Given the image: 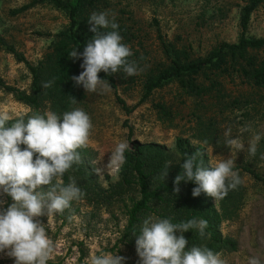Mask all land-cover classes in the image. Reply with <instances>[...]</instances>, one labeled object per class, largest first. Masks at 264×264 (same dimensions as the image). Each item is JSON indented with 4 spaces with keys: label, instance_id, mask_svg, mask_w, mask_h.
Segmentation results:
<instances>
[{
    "label": "rangeland",
    "instance_id": "obj_1",
    "mask_svg": "<svg viewBox=\"0 0 264 264\" xmlns=\"http://www.w3.org/2000/svg\"><path fill=\"white\" fill-rule=\"evenodd\" d=\"M31 1L0 0V82L22 92L30 91L32 77L26 65L6 48L13 46L28 64L36 67L51 53L54 36L66 31L70 24L64 11L49 4L12 14ZM245 3L246 0H105L98 11L114 14L118 24L127 30L129 34L123 43L130 46L136 64L143 69L138 75L119 78L117 95L128 107L140 102L147 74H157L158 67L168 63L163 42L177 52L186 51L193 59L206 57L220 43H237L241 33L240 10ZM246 36L264 39V2L251 13ZM256 57L264 61V51ZM210 78L216 79L220 88L209 96L187 95L174 81L154 90L128 115L117 104L113 90L106 94L84 91L86 98L75 107L83 108L93 122L86 149L96 154L89 166L98 184L106 188L117 181L121 167L117 172L107 165L110 152L120 141H126L129 147L132 142L144 147L156 145L171 161H179L175 145L180 140L191 150L204 147L208 166L230 155L224 143L226 128H231L234 136L240 135L245 143L256 133L264 137V88L252 89L236 74ZM198 83L208 84L203 77ZM0 113L26 118L31 110L0 87ZM244 127L249 131L241 134ZM235 163L236 167L249 168L261 179L256 180L239 168L242 183L240 197L231 207L233 214H224L220 200L210 197L220 215V236L236 245L234 252L219 253L225 264H248L250 258L264 264V139L258 143L255 156L239 152ZM96 167L102 172H94ZM0 199L6 201L5 207L12 203L6 195L0 194ZM124 214L120 206L98 208L82 199L63 214L39 217L54 245L49 264H89L92 255L115 252L118 248V255L135 264L137 256L129 254L121 242L126 224ZM0 264H13V259L0 254Z\"/></svg>",
    "mask_w": 264,
    "mask_h": 264
},
{
    "label": "clouds",
    "instance_id": "obj_2",
    "mask_svg": "<svg viewBox=\"0 0 264 264\" xmlns=\"http://www.w3.org/2000/svg\"><path fill=\"white\" fill-rule=\"evenodd\" d=\"M87 24L93 33L91 39L82 52L76 47L69 53L74 61L82 60V71L70 78L76 86L87 94H106L111 92L112 85L100 78L99 73L122 72L132 77L143 71L135 61L129 60L133 52L123 43L114 14L92 12ZM54 84V79L48 80L42 83V88L48 89ZM72 101L77 103L75 99ZM92 129L90 115L80 107L60 113L49 109L33 113L27 119L24 115L12 118L0 113V194L12 200L5 207L6 201L0 199V254L12 258L13 264H49L53 259L54 245L45 224L38 218L63 214L85 197L75 176L70 175L67 183L63 177L83 163L81 150L89 146ZM240 131L242 134L249 128ZM223 136L230 153L228 158L221 157L206 166L198 150L192 155L185 154L176 163L180 171L172 182L174 194L179 193L182 182H191L195 185L191 191L193 198L204 193L219 201L241 185L235 163L237 153L247 151L249 156H255L257 145L264 137L256 133L245 143L240 135L232 134L231 128H226ZM129 148L126 141L115 143L107 167L118 172L126 162L125 153ZM176 164L166 161L155 179L163 184L169 167ZM93 171L102 172L97 167ZM207 229L208 221L203 218L173 222V217L149 215L139 230L133 232L139 264H225L221 253L207 246L186 247L189 241L185 232L195 231L200 238L207 239ZM118 250L94 254L89 264H125L126 257L118 255ZM248 264H260V261L250 258Z\"/></svg>",
    "mask_w": 264,
    "mask_h": 264
},
{
    "label": "trees",
    "instance_id": "obj_3",
    "mask_svg": "<svg viewBox=\"0 0 264 264\" xmlns=\"http://www.w3.org/2000/svg\"><path fill=\"white\" fill-rule=\"evenodd\" d=\"M263 2L264 0H246L245 6L240 10L239 26L241 33L237 43H220L204 58H190L186 51L177 52L171 45L163 42L162 48L168 63L159 66L157 74L151 72L147 74L144 94L140 102L133 107L126 106L116 93L117 80L124 78L122 72L111 75L101 72L98 75L100 78L107 79L112 85L116 102L126 115L144 103L154 90L174 81L178 82L185 94L197 98L209 96L213 91L220 88V83L210 76L224 75L229 77L236 74L248 87L260 90L264 88V61L258 60L256 54L261 50L264 51V39L248 38L246 32L251 13ZM42 4H49L64 11L70 22L69 28L54 36L51 53L46 55L36 67L28 64L23 56L14 50L13 46L6 48L9 54L28 68L32 77L29 92L16 90L0 82V87L5 92L12 93L16 101L30 108V115L36 112L43 113L47 108L58 113L68 111L82 103L86 98L84 89L76 86L70 79L82 71L80 68L82 60L74 61L69 58V53L76 47H78L79 52L83 51V46L93 35L89 31L87 17L92 12H99L98 10L102 4H105V0H32L14 10L12 14L18 15ZM119 31L123 38H127L129 33L124 27L120 26ZM134 58L135 56L132 55L129 60L136 62ZM200 77L206 79L208 84L198 83ZM52 79L55 80V84L51 88H42L43 82ZM71 98L75 99L77 103L74 104ZM198 150L202 152V159L205 162L204 147L198 146L195 150H191L182 141H176L175 151L179 155V160L185 154L192 155ZM81 155L83 163L74 166L72 170L66 173L63 181L67 183L70 175L75 176L78 184L86 193L83 199L90 205L98 208L120 206L125 211L126 224L121 242L125 243V249L129 251V254L132 252L133 255L137 256L135 252L136 235L133 232L139 230L143 220L149 215L162 218L173 217V222L190 218L206 219L208 221V238H200L195 231L185 232L184 236L189 241V245L186 247L195 244L207 246L216 252H234L236 250L234 242L220 236L218 230L220 215L215 211L209 196L202 193L199 197L193 198L191 191L195 185L191 182L187 184L182 182L179 193H173L172 182L180 171L179 165L176 164L179 161H172L176 165L169 167L168 175L163 184L155 179L157 174L162 171L165 162L170 160L162 148L156 145L144 147L138 142H132L129 150L125 153L126 162L119 170L117 181L108 184L106 188L98 184L96 176L90 169L92 167L89 166L96 154L85 148L81 150ZM236 168L249 173L256 180L261 179L247 167ZM238 197H240L239 187L230 191L227 197L220 200V209L224 214H233L234 210L231 207L234 206ZM8 199L11 200L10 197ZM134 262L139 264L138 256ZM126 263L129 264L128 258H126Z\"/></svg>",
    "mask_w": 264,
    "mask_h": 264
}]
</instances>
